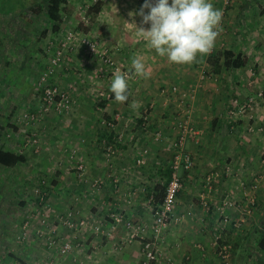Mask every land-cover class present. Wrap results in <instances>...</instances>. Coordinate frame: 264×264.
Here are the masks:
<instances>
[{
	"label": "crops",
	"instance_id": "0c3cea01",
	"mask_svg": "<svg viewBox=\"0 0 264 264\" xmlns=\"http://www.w3.org/2000/svg\"><path fill=\"white\" fill-rule=\"evenodd\" d=\"M84 1L81 0L80 3ZM68 2L65 8L74 6L70 0ZM144 3L145 0H101L99 12L92 9L90 23L85 25L69 16L64 9L60 32L54 33L51 28H46L47 33L40 36L39 43L36 44L34 35L38 29L35 28V32L30 34L31 39L26 37L25 41L15 45L13 52L5 55V72L9 73L5 79L9 81L8 78L15 75L16 79L13 80L18 81L19 92L21 96L24 95L23 103L27 101L26 103L36 104L42 95L38 81L42 72L49 67L53 54L52 51L46 53L49 42L53 38L57 40L67 31L86 33L98 40L129 74V101H104L97 110L87 107L96 102L97 90H110L111 82L104 73L107 68L98 60L92 59L85 49L79 48L71 52L66 64L55 69L51 78L55 84L72 93L76 104L70 114L62 118L49 115L41 123L31 127L19 121L18 118L23 113L9 121L5 119V126L0 122V132L5 130L7 138L2 147L6 151L26 157V163L14 168L0 166V171L5 173L0 176V188L3 189H0V196L5 195L4 198L0 197V264H141L140 243H134L119 252L114 249L112 240L84 233L77 234L75 238V234L63 226L58 228L63 237L73 238L75 244L82 243V248L75 250L70 256H63L58 249L48 250L34 233L27 242L20 244L15 236L20 231L24 218L35 208L32 200L34 197L30 194L20 199V204L25 205L24 208L11 207V200L13 199L14 204L16 192L22 195V189L16 188L20 182L25 183L26 178L29 179L24 175L27 167L37 168L35 175H30L36 177V182L40 179L41 171L46 173L47 169L57 165L64 169L55 170L58 172L56 177L52 171L53 179L48 181L52 185L50 201L55 203L53 204L57 212L63 213L71 209L77 212V218H104L119 211L127 220L152 223L154 206L149 200L153 196L160 202L164 197L174 156L171 143L178 134V100L173 97L165 106V98L161 94L164 88L173 86H179L182 91L197 88L196 99L190 103L188 109L197 135L185 147L186 152L193 158L194 166L189 171L180 172L183 187L178 193L175 215L184 218L180 224L170 225L163 251L180 264H219L214 247L216 207L227 196L244 199L245 192L238 182H249L251 173L260 170L259 160L264 150V134L248 135V139H241L239 133L230 132L229 121L226 119L229 95L242 92L244 97L248 96L247 81L252 68L256 69L259 81L262 82L260 85L264 87V0H233L232 6L222 16L220 33L213 49L187 65L169 63L166 58L158 56L153 49L147 47L144 40L136 38L135 25L131 23L140 27L142 18L130 13H138ZM211 3L222 11L223 0H211ZM13 18V15L5 16V24L13 23ZM32 22L35 23L36 19L21 17L20 24L23 26L19 28L23 33H28ZM12 27L11 25V30L5 25L8 38L13 34ZM38 32L41 35V30ZM12 40L13 44L14 38ZM11 42L7 44L10 46ZM224 52L240 56V66L226 67ZM137 56L146 65L145 77L137 76L132 69V60ZM15 66L18 67L13 70ZM203 71L209 73L204 80ZM95 77L96 83L93 82ZM92 90L95 91L94 94ZM30 91L40 94L36 97L35 93H31V99L27 100ZM5 103H10L9 97H5ZM133 103L135 107L131 106ZM149 106H152V111L148 121L144 122L142 114ZM118 109H123L124 112L118 113ZM117 114L122 115L119 129L128 124L129 136L125 143L116 145L118 154L111 160L112 164H109L104 141L114 143L117 131H109L103 122L112 121ZM259 121L264 124V104L260 110ZM33 131L38 133L42 148L38 155L25 144L28 135ZM158 131H162L165 136L160 144L153 140ZM75 148L81 151L88 168V178L102 181L103 188L100 191L92 192L77 178L75 165L68 158L69 152ZM146 148L150 150L148 167H137L136 159ZM227 165L240 174V177L218 179L213 192H207L210 209L206 210L200 201V195L205 192L206 177L211 172H222ZM114 176L126 177L129 182H122L116 188L113 183ZM4 183L5 187L2 186ZM143 186L147 187L146 193L141 189ZM258 200L259 208L261 201L264 204L263 192L259 193ZM5 201L7 206L3 203ZM232 216L234 219L238 218L237 213ZM257 218L256 213L248 225L244 226L242 234L232 227L225 234L227 241L234 240L237 243L235 264L244 263L249 258L251 243L256 241L253 235L260 231L256 242L264 236V231L261 232L264 224L261 222L258 226L255 225ZM121 236L122 228L118 230L116 238ZM248 238H251V242ZM262 256L261 264H264L263 251Z\"/></svg>",
	"mask_w": 264,
	"mask_h": 264
},
{
	"label": "built area",
	"instance_id": "2783aa9c",
	"mask_svg": "<svg viewBox=\"0 0 264 264\" xmlns=\"http://www.w3.org/2000/svg\"><path fill=\"white\" fill-rule=\"evenodd\" d=\"M101 0H94L93 6ZM232 0H224V7L232 6ZM83 20L88 24L89 17H84ZM61 47L54 56L52 63L54 66L58 65L63 58L69 53L75 51L77 48L84 46L89 50L90 55L97 59L103 66L107 68L105 76L111 82L113 73L119 70L120 74H129L123 70L122 65L111 55V53L104 49L94 38L90 35L78 31H69L60 36ZM52 48V47H51ZM250 79L247 81L249 88L254 89L255 93L251 96L243 97L237 94L230 101L226 111V119L229 121L230 132L233 134L239 133L240 138L248 137V135L264 134V124L260 123V110L264 104V87L260 85L255 68L250 70ZM209 73L202 72V79H207ZM51 72L42 75L39 85L42 89L41 107L40 111H34L26 114L22 123L26 126L37 125L41 121L43 115L54 113L58 116H65L72 112L75 108L76 101L67 90L62 89L59 85L52 83L50 80ZM165 98L164 105L167 106L173 97L179 101V107L186 104L188 107L192 101L196 99L197 88L189 91H182L179 86H173L169 89L164 88L161 91ZM96 98L99 102L113 101L110 90H97ZM184 105L181 111L176 115V125L178 134L176 139L171 143V148L174 151L173 160L170 164L171 176L165 185L164 197L162 201L157 200L152 196L149 200L154 206L153 222L145 224L141 222H133L127 220L122 212H113L104 218H77V212L74 210H67L63 213H56V209L52 206L49 198V191L47 190L46 181L41 180L39 184L33 189L34 195L41 207V213L38 216H31L21 228V233L17 235V240L24 243L34 233L37 238L46 244L49 250H59L63 256H70L75 250L82 248V243L75 244L73 238H65L58 231L60 226L73 232L74 237L77 234H91L96 237L107 238L113 241V247L116 251H123L127 246L134 243L142 245L141 264H180L174 258L163 251V243L166 240L167 231L172 223L180 224L183 216L175 215L178 193L181 191L182 177L181 170L189 171L193 168L194 162L192 156L186 152V144L189 140H194L197 131L192 126L190 110ZM152 111V106L147 107L142 114V120L147 122ZM122 121V115L117 114L112 121H104L103 125L113 132L117 131L115 142L109 140L104 141L106 160L112 164L117 154L116 145L123 144L128 138L129 125L126 124L119 129V123ZM247 122L246 125L241 126V123ZM155 143H162L165 136L162 131L156 132L153 136ZM27 147H32L36 154L41 152V144L39 136L36 132L30 134L26 143ZM150 155L149 149H144L136 159V166L140 168L148 167V157ZM69 161L75 165L77 178L86 184L92 192L100 191L103 188L101 180H91L88 178V168L82 158L80 149H72L69 152ZM260 164L264 167V153L260 159ZM238 173H235L232 167L227 165L222 172H211L207 175L205 180V192L200 195L202 206L209 210V194L213 192L215 182L221 177L227 179L235 178ZM261 174L255 173L250 182L239 181V186L245 192L244 199L241 197H225L221 204L216 207L217 221L216 233L214 239L215 255L219 264H232L234 253L233 243L225 240L224 236L227 230L232 227L239 230L243 227L248 219L252 216L253 207L256 205V198L253 193L260 184ZM122 182H129L126 177H113L114 187ZM250 184V185H249ZM46 185V187H45ZM142 191L146 193L147 187L143 186ZM209 194H208V193ZM207 193V194H206ZM233 213L238 214V218L234 219ZM52 217L55 219L52 220ZM122 228L123 236L116 238L118 230ZM74 238V239H75ZM199 248H201L199 246ZM47 264H54L48 262Z\"/></svg>",
	"mask_w": 264,
	"mask_h": 264
},
{
	"label": "rangeland",
	"instance_id": "374dc122",
	"mask_svg": "<svg viewBox=\"0 0 264 264\" xmlns=\"http://www.w3.org/2000/svg\"><path fill=\"white\" fill-rule=\"evenodd\" d=\"M80 1L81 0H70V2H72L74 4V6H73L74 8L71 7V6H69V7L64 8V9L69 13V16H71V17L73 16L76 20L79 21V23L81 25H82V23H84L83 25H85L87 23L85 22V20H83V18L84 17H86V18L89 17V19L91 18L90 11L93 9L91 7L94 4V0H85L83 2L84 4L83 3H80ZM45 7H46L45 0H0V122H1V125H4V126L7 125V121L5 119H8V121H9V119H13L14 116H16V115H18L20 113H23V114L18 119H19V121L22 124V119H23V117L26 114L32 113L34 111H40V107H41L40 100H38V103H36V104H34V103L33 104L26 103L27 101L25 103H23V99L22 98L24 97V95L21 96V94L19 92L18 83H17L18 81H16V80L14 81L13 80V79H16L15 75L10 76L8 78L9 81L5 79V77H7L6 74L9 76V73H6L5 72V55L7 54V52H13L14 49H15V45H18L20 41H23V40L25 41V38L26 37H28V39L30 37H32V35H30V34H32L33 32H35V28L38 29V31L41 30V35H40V33L38 31H36V33L34 35V36H36V38H35L36 39V44L39 43V39L38 38L40 36H42V37L45 36V33H47V32H45V29L46 28L47 29L51 28L50 30H53V24L49 21V19L47 18V16L44 13ZM74 10H75V12H74ZM227 10L228 9L227 8L225 9V7H224V0H223V8H222L223 15L226 14ZM12 15L14 16V18L12 20L13 23H11V24L10 23L5 24V16L8 17V16H12ZM21 17H23L25 19H31V20L32 19H36V22L35 23L32 22V24L30 25V29L28 30V33L27 32L23 33V31H21V29L19 28V26H23V25L20 24ZM5 25L8 26L9 29H11V25L13 26L12 27L13 28V34H10V32H8L10 34L9 38L7 36L8 34L5 33ZM67 32H69V31H67ZM11 37H12V39L14 38V41H15L13 44L11 42V41H13L11 39ZM91 37L94 38L93 36H91ZM61 39H62L61 37L57 38V40L55 38H53L49 42L48 46L46 47V53L47 52L50 53L52 51L53 54H52V56H51V58L49 60L50 61L49 67L46 68L42 72L41 77H42L43 74H45L47 72H51L50 80H51L52 83H54V82H53V80L51 78H52L53 74L55 73V69L58 68V67H60V66H62V65H64V64H66V62L70 58V54H72L74 52L73 51L72 53H69L68 56H66L65 58H63L62 61L58 65L54 66V64L52 63V60H53L54 56L57 54L58 50L61 47ZM96 41L101 45V43L98 40H96ZM9 42H11L10 43V46H9V44H7ZM79 48L85 49L87 51V53L90 55L89 50L86 49L84 46L79 47ZM79 48H77V49H79ZM15 57H18V56L15 54ZM90 57L92 59H95L91 55H90ZM95 60H97V59H95ZM18 62H19V60H18ZM13 63H15V62H13ZM17 67L18 66H15L13 68V70L16 69ZM18 74H19V72H18ZM41 77H40V79H41ZM40 79H39V81H40ZM39 81H38V88L42 92V89H41V87L39 85ZM93 82L94 83L97 82L96 81V77H95V80ZM247 87H248V85H247ZM248 90H249L248 91L249 92L248 93V96H251V95H253L255 93L254 89H252V88H249L248 87ZM92 92L94 94L95 91L92 90ZM31 93H35L36 97H38V95L40 94V92L37 93V92H34V91H30V93L28 94L29 95V98L27 100H30L31 99V97H30L31 96ZM237 94L242 95L243 93L242 92L236 93V94L235 93H232L231 95H229V102L227 104V107L229 106L230 101H232L233 97H235ZM5 97L6 98L9 97V99H10V103L9 104H6L5 103ZM36 97H33L34 100H37ZM95 100H96V102L93 103L91 106H87V105L86 106L88 108H92L93 110H97V107H101L100 105L103 102H99L97 100V98H95ZM33 102H35V101H33ZM176 103H177L176 105L179 107V101H177ZM184 105H186V104H184ZM184 105H182V107ZM35 107H37V108H35ZM32 108H34V109H32ZM181 108L179 107V111H181ZM186 108L188 109L189 107L186 105ZM118 110H120V109H118ZM122 110L123 109H121L120 111H118V113L119 112H124ZM47 116L53 117V116H58V115H56L54 113H50L48 115H43L42 118H41V121L39 123H41L43 121V119L45 117H47ZM58 117H61V116H58ZM134 118H135V116H133V119ZM134 121H136V120H134ZM133 123H135V122H133ZM246 124H247V122H244V124H242L241 126H244ZM31 126H36V125H30V126H27V127H31ZM3 133H5V130L3 131ZM29 137H30V134L28 135L25 144L27 143V140L29 139ZM241 139H243V137ZM245 139H248V137H245ZM58 140L59 139H57V141ZM1 145H3V144H1ZM41 150H42V148H41ZM263 153H264V150L262 151L261 157H262ZM261 157H260V159H261ZM259 164H260V160H259ZM59 169H64V168L61 167V166L55 165L53 168L50 167L49 169H47L46 170V173L44 171H41L39 173L40 179H38L39 181L36 180V182H34V179L36 177L34 178V177H31L30 175L34 176L35 175V172L37 171V168H34V166H33V167H30V168L27 167L25 169L24 175H25V177L28 176L29 179L26 178L25 183L24 182H20L19 186H17L16 190H18L20 188L22 189V195H20L19 193L16 192V195H15V198L16 199L14 200L15 203L14 204L12 203V200H13L12 199L11 200V207H17V208L18 207H22V208H24L25 205L22 206L20 204V203H22L20 201V199H23L25 195L30 196V194H33V197L34 198L32 200H33V203L35 202V204H34V207L35 208L34 209H36V211L33 209V211L29 212L28 213L29 215H27L26 218H24V220H23L24 222L22 223V225L20 227V231L18 232V234L21 233V228L23 227L24 223L27 220H29V218H31V216H38L41 213V207L39 206L38 200L36 199V197L34 195L33 189L39 184V182L41 180L46 181L47 187H46V185H45V187L49 191V198H50L51 197V192H52L51 191L52 185L49 182L53 179V177H52L53 175H55V177H56V175H57L58 172L56 173L55 170L59 171ZM259 169L260 170L258 172L261 174L262 178L260 179L261 181H260V184H259L258 188L253 190V193H254L255 198H256V205L253 207L252 216L248 219V221L246 222V224H244L241 229L237 230V232L238 231L241 232L240 234H242V230H243L244 226L245 225H248L249 220L252 219L254 217V215H256V213L258 214V218H257L258 221H257V223L255 225L258 226L259 223H261V222L264 224V204H262L263 203L262 201H261V204L259 205V208H258V203H259L258 201H260V200H258V195H259L260 192L261 193L262 192L264 193V167L260 164ZM52 171L55 172V174L53 173V175H51L52 174ZM258 172H256V173H258ZM2 175H5L4 171H2V172L0 171V176H2ZM239 175H237L236 177H240ZM253 175H255V173H251V178L248 180L249 182L251 181ZM2 181H4V180L2 179ZM2 186L5 187V183L2 184ZM0 189H1V191H3L2 188H0ZM4 190H5V188H4ZM0 197H3L4 198L5 195H2L1 194ZM3 203H5V206L8 205V203H6V201L3 202ZM53 203L51 202L52 206L54 208H56V206L54 205L55 203L54 204ZM259 210H260V212H258ZM56 213H59V212H57V210H56ZM53 219H55V218L52 217V220ZM262 231H264V226L261 229V232ZM18 234H16V236H15V239H16L17 242H18V240H17V235ZM253 236H254V240L257 241L259 239V236H260V231H259V233L257 235H253ZM224 238H225V236H224ZM248 239L251 242V238H248ZM256 241H252V243H251L252 244V249H251V252H249V258H247L244 261V263H241V262L239 263L238 262L239 264H261L262 263V257H263L262 256V251L260 249H258L259 246H258V242H256ZM25 242H27V241H25ZM230 242L233 243V246H234V253H233V258H232V264H235L234 263V260H235L234 257H236V255H237V248H236V244L237 243H235L234 240H232ZM18 243H20V242H18ZM44 245L46 246L45 243H44ZM53 251H55V250H53Z\"/></svg>",
	"mask_w": 264,
	"mask_h": 264
},
{
	"label": "clouds",
	"instance_id": "9594fccd",
	"mask_svg": "<svg viewBox=\"0 0 264 264\" xmlns=\"http://www.w3.org/2000/svg\"><path fill=\"white\" fill-rule=\"evenodd\" d=\"M130 15L142 18L140 27L131 23L135 25L136 38L144 40L147 47L169 63L187 65L213 49L223 13L211 0H145L139 12ZM132 69L137 76L147 75L146 65L139 56L133 58ZM128 89L127 74L114 72L110 92L115 101H127ZM131 106L135 107V103Z\"/></svg>",
	"mask_w": 264,
	"mask_h": 264
},
{
	"label": "trees",
	"instance_id": "16d2710c",
	"mask_svg": "<svg viewBox=\"0 0 264 264\" xmlns=\"http://www.w3.org/2000/svg\"><path fill=\"white\" fill-rule=\"evenodd\" d=\"M69 0H45L46 7H45V15L49 19V21L53 24V32L58 33L61 30L62 25V12L64 8L68 5ZM101 7V1L96 3L93 7L96 12H99ZM92 11V10H91ZM223 56L225 58V66L226 67H239L240 66V56H236L234 53L231 52H224ZM129 97V91H128ZM112 99H114L112 94ZM129 101V98L126 103ZM7 138L5 137V133L0 132V166L4 168H14L19 164L26 163V157L23 155H17L15 153L6 151L1 144L5 142ZM259 248L264 252V236L258 242Z\"/></svg>",
	"mask_w": 264,
	"mask_h": 264
}]
</instances>
